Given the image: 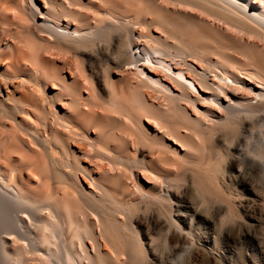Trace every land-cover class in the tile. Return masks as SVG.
Listing matches in <instances>:
<instances>
[{
	"label": "bare ground",
	"instance_id": "6f19581e",
	"mask_svg": "<svg viewBox=\"0 0 264 264\" xmlns=\"http://www.w3.org/2000/svg\"><path fill=\"white\" fill-rule=\"evenodd\" d=\"M203 256L264 264V0H0V264Z\"/></svg>",
	"mask_w": 264,
	"mask_h": 264
},
{
	"label": "rangeland",
	"instance_id": "374dc122",
	"mask_svg": "<svg viewBox=\"0 0 264 264\" xmlns=\"http://www.w3.org/2000/svg\"><path fill=\"white\" fill-rule=\"evenodd\" d=\"M98 52V53H97ZM100 50L99 49H97V48H91V49H89L88 50V56H87V58H86V61H85V63H86V65H90L91 63V65H95V67H97V66H99V57H100ZM90 58V59H89ZM94 59V60H93ZM100 67V69H101V65L99 66ZM104 73H106V72H104ZM12 84H14V85H16V83L14 82V83H12ZM240 244H243V239H239V235H237V238L236 239H234L232 242H231V246H233V248H238V247H240ZM236 245V246H235ZM159 249H161V250H159ZM158 249V251H157V253L159 252V253H161L160 251H162V247H160ZM159 253H158V255H159ZM162 256H165L164 255V250L162 251ZM159 256H161V255H159ZM164 258V257H163ZM202 260V261H201ZM201 262V263H200ZM206 262H208V258L206 257V256H203L202 257V259H200V261L197 263V264H207Z\"/></svg>",
	"mask_w": 264,
	"mask_h": 264
}]
</instances>
